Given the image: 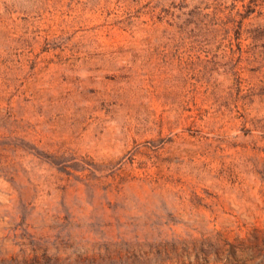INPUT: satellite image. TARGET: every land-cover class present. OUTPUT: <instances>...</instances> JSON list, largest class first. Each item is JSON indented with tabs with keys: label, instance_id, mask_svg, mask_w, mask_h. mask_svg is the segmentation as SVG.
Wrapping results in <instances>:
<instances>
[{
	"label": "rangeland",
	"instance_id": "rangeland-1",
	"mask_svg": "<svg viewBox=\"0 0 264 264\" xmlns=\"http://www.w3.org/2000/svg\"><path fill=\"white\" fill-rule=\"evenodd\" d=\"M0 264H264V0H0Z\"/></svg>",
	"mask_w": 264,
	"mask_h": 264
}]
</instances>
